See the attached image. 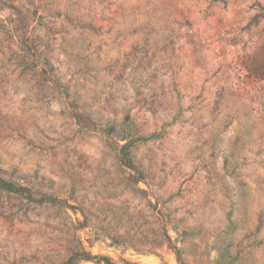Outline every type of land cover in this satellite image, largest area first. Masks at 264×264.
Instances as JSON below:
<instances>
[{
    "label": "rangeland",
    "instance_id": "rangeland-1",
    "mask_svg": "<svg viewBox=\"0 0 264 264\" xmlns=\"http://www.w3.org/2000/svg\"><path fill=\"white\" fill-rule=\"evenodd\" d=\"M263 45L264 0H0V169L77 208L0 192V264H264Z\"/></svg>",
    "mask_w": 264,
    "mask_h": 264
},
{
    "label": "trees",
    "instance_id": "trees-1",
    "mask_svg": "<svg viewBox=\"0 0 264 264\" xmlns=\"http://www.w3.org/2000/svg\"><path fill=\"white\" fill-rule=\"evenodd\" d=\"M221 1L224 2V0ZM162 34V41L160 43L155 42L154 44H173L175 38L174 29L162 30ZM247 71L251 76L256 79H264V45L262 46L261 56L256 57L252 64L247 66ZM36 72L37 71H34L33 73L35 74ZM37 75H40L42 83L49 82L52 87L56 88L60 93L64 94L66 97L69 96L68 87L60 83L56 69L47 59L44 60ZM128 118L130 117L128 116ZM161 135L162 132L153 131L147 136L138 135L136 137L142 140H150L159 138ZM120 153L121 164L125 168H128L130 171L132 170L134 172L133 174H128V181L134 184L137 183L139 180H142L143 172L139 167L134 164L130 150L126 144L121 146ZM3 173V170L0 169V192L13 196H18L19 198L25 200L26 205L35 204L36 206L50 208L52 210H55V212L61 213H66L67 209L76 211L77 208L74 205L68 204L66 200L60 199L46 190H42L40 184L34 186L33 183L23 180L26 181V185H22L19 182V179H23L21 178V176H16V174L11 173L5 178L3 176ZM75 220L77 226L72 223L73 229L80 228L84 225L83 222L78 220L77 218ZM168 239L170 240L169 237ZM70 243L71 246L69 248V254L65 258H62L53 264H80L81 261L92 260L95 258L94 255H92L83 247L82 243L78 238H72L70 240ZM173 249L176 252V256L178 257L180 264H184L179 258L178 248L176 246H173Z\"/></svg>",
    "mask_w": 264,
    "mask_h": 264
}]
</instances>
